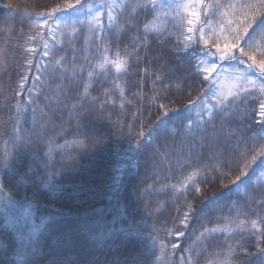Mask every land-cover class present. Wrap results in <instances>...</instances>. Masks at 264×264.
I'll return each mask as SVG.
<instances>
[{
	"label": "snow or ice",
	"instance_id": "6c2138e0",
	"mask_svg": "<svg viewBox=\"0 0 264 264\" xmlns=\"http://www.w3.org/2000/svg\"><path fill=\"white\" fill-rule=\"evenodd\" d=\"M13 68L15 88H0V264H264V0H56L19 27L15 13L0 21V76ZM113 137L111 220L46 212ZM145 152L151 183L128 191ZM133 199L151 209L148 229Z\"/></svg>",
	"mask_w": 264,
	"mask_h": 264
},
{
	"label": "trees",
	"instance_id": "16d2710c",
	"mask_svg": "<svg viewBox=\"0 0 264 264\" xmlns=\"http://www.w3.org/2000/svg\"><path fill=\"white\" fill-rule=\"evenodd\" d=\"M9 2L14 5V8L9 10L0 6V21L5 19L11 21L13 19V13H15V20L17 21V27H19V21L26 10L34 8L41 9L45 5L55 3L56 0H0V5ZM194 59V56H188L178 63L181 68H184L187 67L190 60L194 61ZM17 79V70L13 68L9 73L0 76V88L7 89L10 92L11 89L15 88ZM191 83L192 81L189 80L188 84ZM185 87L187 88V85ZM192 94L195 96L196 92L193 91ZM113 118H115V116ZM106 127L111 129V125H106ZM115 142L116 138L113 137L111 143H109L105 149L97 150L92 155H82L80 157L77 162L78 171L76 173H67L64 177V182L67 184L71 195L65 194L61 196L57 194L49 196L47 201L42 204V207L46 212L62 215L66 221H74L77 217L84 218L92 215L94 212H102L106 221L111 220L113 207L110 206L108 198L103 195V189L105 183L108 181L114 163L110 152ZM121 142L123 143V141ZM59 159L60 157H57V160ZM151 177V160L149 159V154L145 152L141 154L138 159V168H133L130 173H126L124 176V188L131 191L134 186L137 188L143 187L144 182L151 183ZM85 180L89 181L91 191L86 192L79 188H76L75 191H73L74 185H80ZM213 191L214 190L210 188L206 191L205 195L212 196ZM229 198L227 190H224L221 203H225ZM199 204L200 201L197 200V205L199 206ZM129 208L138 218H143L145 222L144 227L146 229L153 224L155 218L148 215V212L151 209H146L143 200L137 201L133 199ZM175 214V205L169 204L167 208L162 210L159 214V220L161 223L168 222L170 225L171 217ZM49 243H52V241L50 240ZM145 243L149 248L151 247L150 242L147 240V232L145 233ZM178 254L179 250H177V256L174 257V259L178 260ZM101 259H103V257H101ZM151 259L154 258L150 257V262Z\"/></svg>",
	"mask_w": 264,
	"mask_h": 264
}]
</instances>
